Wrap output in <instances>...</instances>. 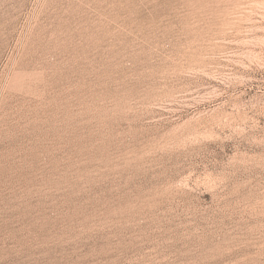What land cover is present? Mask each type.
<instances>
[{
	"label": "rangeland",
	"instance_id": "374dc122",
	"mask_svg": "<svg viewBox=\"0 0 264 264\" xmlns=\"http://www.w3.org/2000/svg\"><path fill=\"white\" fill-rule=\"evenodd\" d=\"M0 264H264V0H0Z\"/></svg>",
	"mask_w": 264,
	"mask_h": 264
}]
</instances>
